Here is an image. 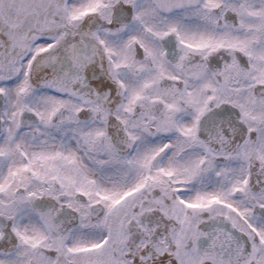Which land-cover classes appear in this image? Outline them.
<instances>
[{"label":"snow or ice","instance_id":"snow-or-ice-1","mask_svg":"<svg viewBox=\"0 0 264 264\" xmlns=\"http://www.w3.org/2000/svg\"><path fill=\"white\" fill-rule=\"evenodd\" d=\"M0 264H264V0H0Z\"/></svg>","mask_w":264,"mask_h":264}]
</instances>
